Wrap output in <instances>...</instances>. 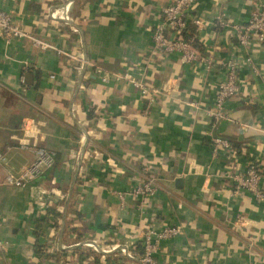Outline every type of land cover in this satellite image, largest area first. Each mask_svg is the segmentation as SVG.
I'll return each instance as SVG.
<instances>
[{
    "label": "crops",
    "instance_id": "1",
    "mask_svg": "<svg viewBox=\"0 0 264 264\" xmlns=\"http://www.w3.org/2000/svg\"><path fill=\"white\" fill-rule=\"evenodd\" d=\"M66 1L68 20L51 14H63ZM170 1L0 0L16 25L50 45L0 37V264H139L141 235L163 224L179 231L159 241L158 264H264V199L233 192L228 178L253 164L264 193V41L238 45L231 27L264 0H195L203 23L186 33L215 61L211 70L152 48L151 29ZM79 56L157 92L149 99L126 81L102 83ZM231 56H249L258 70L240 66L230 118L210 123L203 109ZM213 136L237 142L236 152L212 156ZM33 143L52 163L27 186L3 183L32 160ZM146 172L154 194L126 193ZM47 206L60 216L41 222ZM130 243L133 256L121 254L118 245Z\"/></svg>",
    "mask_w": 264,
    "mask_h": 264
},
{
    "label": "built area",
    "instance_id": "2",
    "mask_svg": "<svg viewBox=\"0 0 264 264\" xmlns=\"http://www.w3.org/2000/svg\"><path fill=\"white\" fill-rule=\"evenodd\" d=\"M195 0H172L160 9V20L151 29L150 38L153 49L163 53H176L179 58L186 62H195L201 64L206 69H213L216 66L215 61L206 55H203L192 43L181 37V32L188 27L197 30L203 23L202 17L193 12L192 7ZM69 1L64 4V13L58 14L57 10L51 11L64 20H68L69 16L65 12ZM219 25H226L227 22L221 17L215 18ZM231 27L235 29V41L238 45H247L252 38L258 42L264 41V3L259 8L251 11L248 18L242 23H233ZM29 36L32 45L40 47L50 46L48 43L37 37L28 35L23 29L16 25L12 20V14L9 11L0 9V37L4 42L9 41L13 37ZM55 51L61 53L60 49ZM80 64L88 66L90 71L102 83L110 80H123L135 87L141 95L151 99L155 87L147 88L139 77L133 76L127 70L108 71L97 65H91L85 58L79 56ZM249 64L251 70L256 72L257 66L252 63L249 56L243 58H235L233 56L222 62L224 69L223 77L217 82L214 89V95L211 104L203 109L208 122H215L220 119H229V113L226 107V100L238 94L240 90V79L238 78V70L241 65ZM27 128H25V131ZM21 145L28 144L27 140H21ZM34 144V143H33ZM210 154L216 156L219 153H234L236 148L230 141L221 136H213L209 143ZM32 160L19 172L7 171L2 177V182L15 186L24 187L36 178L42 170L52 163L53 156L50 151L44 147L33 145ZM5 160V152L0 149V166ZM231 180L232 191L237 192L246 189L252 195L259 199H264V193L260 187V172L258 168L250 164L244 170L235 172L228 177ZM157 190V183L152 173L146 172L142 177H137L126 190L131 196L141 195L148 197ZM124 193H119V198L123 200ZM179 231L178 225L163 224L157 228H147L140 238L141 251L137 255L139 264H158L154 252L161 239L171 237ZM6 240L0 234V251L6 248ZM113 247V246H112ZM111 247V248H112ZM118 249L125 256H133L134 244H120Z\"/></svg>",
    "mask_w": 264,
    "mask_h": 264
},
{
    "label": "trees",
    "instance_id": "3",
    "mask_svg": "<svg viewBox=\"0 0 264 264\" xmlns=\"http://www.w3.org/2000/svg\"><path fill=\"white\" fill-rule=\"evenodd\" d=\"M187 30L189 31L190 29H189V27L186 29V30H184V31H182L181 32V37L182 38H184V39H187V40H189L191 43H192V45H194L198 50H200L198 47H197V45H196V43H195V41H194V39L191 37L190 38V36H188V34L186 33L187 32ZM230 141V143L234 146V148H238V143L237 142H235V141H231V140H229ZM236 152V151H235ZM69 204V203H68ZM48 213L50 214V213H52V215L53 216H60V212H58V211H56L53 207H49V206H47L46 207V209L44 210V212H43V214L40 216V217H38L37 219H39L41 222H46V220H47V217H48ZM53 227L55 228V229H58V227H59V223H58V221H56V220H53ZM43 230V229H42ZM53 253H54V255L56 256V258L57 257H59V250L58 249H54L53 250Z\"/></svg>",
    "mask_w": 264,
    "mask_h": 264
},
{
    "label": "water",
    "instance_id": "4",
    "mask_svg": "<svg viewBox=\"0 0 264 264\" xmlns=\"http://www.w3.org/2000/svg\"><path fill=\"white\" fill-rule=\"evenodd\" d=\"M29 77H30V73L29 72L24 73V80L29 81V79H28Z\"/></svg>",
    "mask_w": 264,
    "mask_h": 264
}]
</instances>
